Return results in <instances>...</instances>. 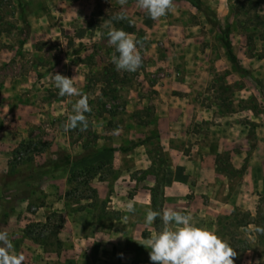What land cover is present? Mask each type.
I'll list each match as a JSON object with an SVG mask.
<instances>
[{"label": "rangeland", "instance_id": "rangeland-1", "mask_svg": "<svg viewBox=\"0 0 264 264\" xmlns=\"http://www.w3.org/2000/svg\"><path fill=\"white\" fill-rule=\"evenodd\" d=\"M22 2L23 11L0 0V232L19 241L21 264L58 261L41 253L61 247L59 210L26 223L50 201L60 208L64 199L71 213L90 206L107 228L138 188L150 189L152 202L131 243L79 264H152L145 246L163 225L145 215L165 209L226 240L234 264H264V0H201V10L172 0L158 20L136 0ZM113 29L138 42L135 72L112 63ZM227 35L245 73L227 59ZM56 73L87 97L86 128L65 130L81 96H60Z\"/></svg>", "mask_w": 264, "mask_h": 264}, {"label": "clouds", "instance_id": "clouds-1", "mask_svg": "<svg viewBox=\"0 0 264 264\" xmlns=\"http://www.w3.org/2000/svg\"><path fill=\"white\" fill-rule=\"evenodd\" d=\"M128 0H119L121 6ZM137 7L153 20L166 15L171 10L172 0H136ZM123 14L114 19H125ZM109 44L115 47L118 55H113L112 63L117 71L135 72L142 63L137 51V41L121 29H113L108 33ZM62 74H53L55 87L60 96L79 95L81 98L73 105V114L69 116L65 130L76 128L78 124L87 127L84 113L89 111L87 97L77 92L73 81ZM133 211V206L128 205ZM159 217L162 222L160 230L149 238L148 248L152 264H234L237 253L216 235L211 229L200 227L192 222V217L175 210L165 209L162 212L148 210L145 223L152 225ZM13 245L7 233L0 232V264H21V260L12 254Z\"/></svg>", "mask_w": 264, "mask_h": 264}, {"label": "crops", "instance_id": "crops-1", "mask_svg": "<svg viewBox=\"0 0 264 264\" xmlns=\"http://www.w3.org/2000/svg\"><path fill=\"white\" fill-rule=\"evenodd\" d=\"M173 173L174 172L171 171V177L167 180L168 190L165 194V197H167L166 205L169 206L177 204L175 199L177 195V188H174V190L172 186L174 183L176 186H179V183H177L174 177H172ZM207 178H209V174L207 175ZM146 191L150 194H142V192ZM100 197L105 198L106 196L105 194L100 193ZM151 202V190L147 188H138L137 191H134L132 195L125 194L123 206L117 207V209L123 213L122 219L119 220L123 221L125 224H121V221L118 219H113L107 228H104L98 223V221L95 220L94 209L92 207L87 206L71 213L68 211L64 199L59 202L60 208L54 206L55 203L50 201L48 206L40 208L38 209V212L34 213L32 220H27V218L26 223L29 221H36V223H47L48 214L52 211L59 210V213L63 215V225L59 228L56 238L59 241L61 247L58 250L51 249L43 251V254L41 253V255L46 260L58 259L57 262H50L49 264H69L68 259L72 260V264H74V260H76L75 264H79L80 259L89 260L97 257H104V255L107 253L108 258L113 257L114 246L117 245V241H119L121 244V241H124L126 242V245L131 243V237L133 232H135L133 231L135 230V227L143 226L142 210L147 208ZM129 204H131L134 209L131 212L128 210ZM112 208L115 209V206ZM112 208L108 204L105 207V210L110 211ZM221 212L227 215L230 214L228 213V207L225 208V211H217V213ZM119 226L124 227L123 230H119V234L123 236L122 238L116 239L117 236H115V234L118 232L117 229ZM13 237L14 235L11 237V239H13ZM16 243H19V241L15 240L12 243L13 255L19 254V246H17ZM110 246L112 249H109ZM107 249L109 252L106 251ZM102 250H104V252ZM125 252L130 253L129 250Z\"/></svg>", "mask_w": 264, "mask_h": 264}, {"label": "trees", "instance_id": "trees-1", "mask_svg": "<svg viewBox=\"0 0 264 264\" xmlns=\"http://www.w3.org/2000/svg\"><path fill=\"white\" fill-rule=\"evenodd\" d=\"M191 2L195 8H197L198 10H201V7H202L201 0H191ZM17 4H18L19 8L21 9V11H23L24 4H23L22 0H17ZM222 44L226 50L227 59L231 63L233 68L235 70H237L238 72H244L245 73L246 70L238 62L237 56L235 55V53L233 51L232 43H231L228 35L222 39ZM83 159H86V158H83ZM65 161H66V163H65L66 165L70 164V159L67 158ZM77 161H80V159ZM229 219H231V217L226 218V220H229ZM237 226H239V224Z\"/></svg>", "mask_w": 264, "mask_h": 264}]
</instances>
